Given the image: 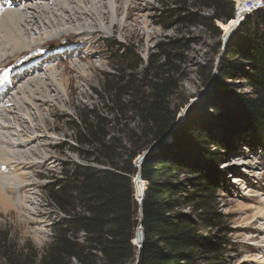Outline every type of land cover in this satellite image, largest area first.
Here are the masks:
<instances>
[{
	"label": "trees",
	"instance_id": "trees-1",
	"mask_svg": "<svg viewBox=\"0 0 264 264\" xmlns=\"http://www.w3.org/2000/svg\"><path fill=\"white\" fill-rule=\"evenodd\" d=\"M163 1L170 7L167 20L186 27H208L218 38L222 35L219 26L230 35L241 22L239 16L235 18L234 0ZM193 10H210L212 15L205 17ZM238 34L236 43L219 44L218 52L223 47L224 53L217 67L215 90L174 131V146L162 141L177 121L170 99L182 78L169 51L179 48V43L158 47L162 52L154 60L148 86L133 83L120 69L105 74L102 101L104 106L110 105L116 122L89 112L75 127L77 143L96 150L101 168L76 165L51 188L50 199L65 219L55 226L53 241L40 258L29 248L17 251L8 235L0 233V253L8 262L135 264L138 254V264H199L205 255H211L207 261L215 260L221 243L203 234L219 225L221 218L213 208L220 180L215 163L220 161L221 151L233 148L236 136L242 140L248 134L264 143V9L247 16ZM117 61V68L125 71L136 70L140 64L130 51L120 52ZM228 79H243L250 92L245 96L232 91L226 85ZM128 114L139 122L138 129L126 131L132 145L129 151L110 131L122 125L118 119H127ZM188 142L203 153H195ZM155 143L161 144L159 152L139 158L138 168L136 158ZM209 144L215 151H204L203 146ZM181 173L197 177L196 193L184 195L181 183L174 181ZM137 174L141 180H136V199L143 193L140 204L135 200L133 183ZM185 205L196 207L198 216L181 213L179 208ZM142 230L144 238L138 249L136 233L140 239Z\"/></svg>",
	"mask_w": 264,
	"mask_h": 264
},
{
	"label": "rangeland",
	"instance_id": "rangeland-1",
	"mask_svg": "<svg viewBox=\"0 0 264 264\" xmlns=\"http://www.w3.org/2000/svg\"><path fill=\"white\" fill-rule=\"evenodd\" d=\"M118 1L116 6H122L119 23L127 22L129 32L118 29L117 32L112 33L111 26L101 23V20L95 22L85 17L82 11L83 0L78 2L76 0L74 7L82 12L81 20L73 25L69 24L68 27L74 32L86 30L85 34L89 35L84 37H89L88 42L82 44L78 37L73 35L70 37L73 41H69L68 37H65V40L51 41L52 43L49 42V46L43 50H48L55 44L65 47L72 45L77 49L74 55H79L75 57L76 59L66 57L49 65L43 75L31 77L28 82L26 80L23 85L20 84L23 90H14L3 107H0V152L2 151L0 155L5 158L0 157V176L4 179L2 181L4 189L10 185L15 187L14 194H7L19 205V208L10 212L0 210V233L8 235L11 246L17 251L29 248L37 252L40 258L53 241L55 226L65 219V215L50 199L51 188L65 179L76 165L101 168L97 163L100 157L96 150L77 143L75 127L79 125L81 117L85 119L89 112H94L108 122L116 120L110 115V109H112L110 105L104 106L102 101L104 75L120 69L121 75L128 77L133 83L148 86L154 75V60L162 52L158 47L179 43V48H170L169 51L176 61L182 78L178 84V91L170 99L172 111L177 112V121L171 134L163 141L165 144L174 146V131L181 127L188 117L205 102L207 95L215 90L217 67L224 53L223 47L218 52L219 44L225 46L229 42L236 43L239 40L238 32L246 19L242 13L239 14L241 22L227 40L220 27L222 35L218 38L208 27L200 25L186 27L167 20L170 7L164 4L163 0H141L140 8H135L133 2L135 0H121V3L120 0ZM88 2L92 3L88 6L89 10H95L96 6H99L95 5L97 3L108 2L114 7L113 0H88ZM132 4L134 5L131 10L133 17L126 21L125 15ZM92 5L95 7L92 8ZM238 9L240 10V7ZM193 12L205 17L212 15L210 10L203 12L193 10ZM27 16L31 17L30 12ZM41 16L40 27L37 25L32 32L34 37L41 32L50 34L48 23L58 19L47 12L41 13ZM61 16L60 19H69V17ZM228 36L225 35L226 38ZM41 43L45 44V41ZM168 49L167 47L165 50ZM124 51L134 52L138 56L140 61L138 69L125 71L124 67L117 68L119 53ZM40 54L38 49L34 55H29V58ZM16 60L13 61V66L17 64ZM38 80L45 84L39 91L34 87L35 81ZM226 85L232 91L245 96L250 92L243 79L237 81L228 79ZM52 89L55 92L49 95L48 91ZM118 121L123 124L110 128V131L112 135L122 140L123 146H126L129 151L132 145L128 141L126 131L138 129V119L128 114L127 119L119 118ZM236 137L238 139L235 138L233 148L221 151L222 157L215 163V170L217 169L220 180L217 182L219 189L215 195L213 208L221 214L220 223L203 232L212 242L221 243V249L214 255L215 260L209 262L207 260L211 255H205L199 259V264H264V143L251 138L248 134L243 135L242 140L239 136ZM2 140L7 145H4ZM187 144L194 148L191 142ZM159 145L161 144L152 145L154 149L150 155L159 152ZM203 148L204 151H215L211 144ZM144 153L134 161L136 166L139 158L144 159ZM195 153L203 152L195 149ZM27 158L29 160H26ZM210 163L212 164V161ZM11 169H13L12 172ZM7 174H14V177L21 174L25 180L31 181L28 184L31 186L26 187V192L21 191V193L19 189L23 186L20 183L22 179L7 180ZM174 181L181 183L184 195L197 192L198 180L195 175L181 173ZM133 183L136 194V181L133 180ZM146 186L145 182V188ZM23 196H26V199H22ZM196 210L197 208L191 205L179 208L181 213L194 218L199 214ZM139 214L138 210L137 215ZM0 264H10L1 253Z\"/></svg>",
	"mask_w": 264,
	"mask_h": 264
},
{
	"label": "bare ground",
	"instance_id": "bare-ground-1",
	"mask_svg": "<svg viewBox=\"0 0 264 264\" xmlns=\"http://www.w3.org/2000/svg\"><path fill=\"white\" fill-rule=\"evenodd\" d=\"M77 2H78V0H77ZM113 2H114V7H112L108 2L103 3V4L97 3L95 5H99V6H96L95 10H93V9L89 10L88 6L92 3L88 2V0H83L84 6H82V8H83L82 11L85 13V17L90 18V19L94 20L95 22H97L98 20H101L100 21L101 23H104L106 25L111 26L110 32H112V33L113 32L115 33V31L117 32L118 29H120L123 32H126L129 30L128 23L127 22H125L124 24H120L121 22L119 23V17L121 16V7L122 6H116V4L119 2L118 0H113ZM133 2L135 4V8L136 7L140 8L139 5L141 3V0H135ZM75 3H76V0H0V70H1L0 71V107H3L8 96L11 95L14 90H16V89H18L20 91H21V89L23 90V88L20 87V84L23 85V83L26 82V80L28 82V80L31 77H39V76L43 75L44 71L46 70V68L49 65H52L56 62H59L60 60L66 59V57L70 59L72 57L75 58L76 56L79 55V54L74 55L75 50H77V49L73 48L72 45H70L69 47H65V46H59L58 44H55L53 47L49 48L48 50H43L45 47L49 46V44H50L49 42H51V41L55 42V41H58V39H62V40L64 39L65 40V37H68L69 41H73L72 39H70V37L73 35L77 36L78 40L82 44H86L88 42L89 37H84L86 35H89V34H85L87 32L86 30L81 29V31L79 30V31L74 32L71 28L68 27L69 24L73 25L77 21L81 20L80 15H82V12L77 10V8L74 7ZM120 3H121V0H120ZM95 5L94 6L92 5V8L95 7ZM239 7H240V14L242 12H245L243 10L242 2H239L238 8ZM133 8H134V5L132 4L129 7L127 14L125 15L126 21H128L129 19H132L133 15L131 13V10ZM28 12H30L31 17L27 16ZM43 12H47V14L49 13V15H52L54 17H58V19H57V21L48 23V28H50V30H51L50 34H47V32H41V33H39V35L37 37H34L32 32L35 31V27L37 25H38V27H40L39 26L40 25L39 20H42L41 19V17H42L41 13H43ZM58 14H60V15L58 16ZM61 15L65 16V17H69V19H65V18L60 19V18H62ZM242 15L244 17L243 13H242ZM28 22H30V23L28 24ZM130 30H132V29H130ZM134 30H136V29H134ZM100 33L103 34V32H100ZM34 34H36V33H34ZM132 36H133V34H132ZM43 41H45V44L41 43ZM75 41H77V40H75ZM51 45H53V44H51ZM90 45H92V44H90ZM94 47H96V46H94ZM38 49L40 50L41 54L37 55L35 57H32V58H29V55H34ZM88 57H89V55H88ZM82 58H84V56ZM15 59H17L15 61L17 64L13 66L12 64L14 63L13 61ZM8 61H10V62H8ZM40 82L41 81L38 80V81H35V84H34L35 89H37L38 91L42 85H45L44 83H40ZM30 83H28V84H30ZM57 86H59V85H57ZM24 87H25V85H24ZM54 92L55 91L52 89V91H48V94L51 95ZM36 103H37V101H36ZM42 103H43V101H42ZM3 119H4V117H3ZM41 128H42V126H41ZM24 134L26 135L25 132H24ZM15 137H16V135H15ZM3 144L7 145V143L5 141H3ZM25 151H27V150H25ZM28 151H31V150H28ZM0 157H3V156L0 155ZM8 158L6 159L7 161H8ZM4 159L1 158V160H4ZM6 160H5V162H6ZM11 160H13V159H11ZM26 160H29V159L27 158ZM6 165H7V163H6ZM1 166H3V165H1ZM11 166H12V164H11ZM4 168H5V166H4ZM2 170H3V168H2ZM12 171H13V169H11V172ZM6 173H8V172H6ZM6 176H7V180H12L13 178H19V179L21 178L22 179V180H20V183L23 186L19 189L20 192L21 191L26 192L25 188L31 186V185H28L29 183H31V181L25 180L23 178L24 176L21 174L18 175L17 177H14V174H7ZM3 180L4 179L1 178V176H0V210L5 211V212H8V211L10 212V210H16L17 208H19V205L17 204L18 202L15 203V201L12 199V197L8 196V194H7V193H10V195L14 194L15 187L14 186L12 187L10 185L6 189H4L5 187L2 184ZM5 181L3 183H5ZM14 197H15V195H14ZM22 199H26V196H23Z\"/></svg>",
	"mask_w": 264,
	"mask_h": 264
},
{
	"label": "built area",
	"instance_id": "built-area-1",
	"mask_svg": "<svg viewBox=\"0 0 264 264\" xmlns=\"http://www.w3.org/2000/svg\"><path fill=\"white\" fill-rule=\"evenodd\" d=\"M235 2V9H236V16H239L240 10L238 9L239 2L238 0H234ZM243 4V10L245 12H242L244 14V19L252 15L253 13L264 9V0H241Z\"/></svg>",
	"mask_w": 264,
	"mask_h": 264
},
{
	"label": "water",
	"instance_id": "water-1",
	"mask_svg": "<svg viewBox=\"0 0 264 264\" xmlns=\"http://www.w3.org/2000/svg\"><path fill=\"white\" fill-rule=\"evenodd\" d=\"M236 17H237V16H236ZM236 17H235V18H236ZM219 27H220V26H219ZM230 35H231V34H230ZM230 35H229L227 38H226L225 35H224V38L228 40V38L230 37ZM169 135H170V134H169ZM169 135H168V136H169ZM168 136H167V137H168ZM167 137H165V139H166ZM165 139H164V140H165ZM164 140H163V141H164ZM163 141H162V142H163ZM153 147H154V146L150 147L149 150L146 151V152L144 153V159H145V157H147V156H149V155L151 154V152H152L153 149H154ZM144 159H143V160H144ZM143 160H142V161H143ZM137 167L139 168V166H137ZM137 179H140V180H141L139 174L136 175V177L134 178V181H136ZM136 191H137V189H136ZM139 204H140V203H139ZM139 213H140V214H139V217H140L139 220L141 221V217H142L141 210H139ZM139 228H141V226H140ZM139 228H138V230H139ZM141 229H142V228H141ZM143 238H144V237H143V230H142V236L140 237V239H139V237H138V231H137V233H136V238H135V245L137 246L138 249H139V248L141 247V245H142ZM138 261H139V254L137 255V258H136V262H135V264H138Z\"/></svg>",
	"mask_w": 264,
	"mask_h": 264
},
{
	"label": "clouds",
	"instance_id": "clouds-1",
	"mask_svg": "<svg viewBox=\"0 0 264 264\" xmlns=\"http://www.w3.org/2000/svg\"><path fill=\"white\" fill-rule=\"evenodd\" d=\"M136 194H137V191H136ZM136 194H135V200H136V201L138 202V204H139L140 201H141V198H142L143 193L141 194L140 198H138V199H136Z\"/></svg>",
	"mask_w": 264,
	"mask_h": 264
}]
</instances>
